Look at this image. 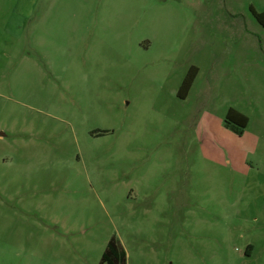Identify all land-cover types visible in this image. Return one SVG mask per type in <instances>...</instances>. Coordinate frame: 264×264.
<instances>
[{"label":"rangeland","instance_id":"374dc122","mask_svg":"<svg viewBox=\"0 0 264 264\" xmlns=\"http://www.w3.org/2000/svg\"><path fill=\"white\" fill-rule=\"evenodd\" d=\"M112 236L126 264H264V0H0V264Z\"/></svg>","mask_w":264,"mask_h":264},{"label":"trees","instance_id":"16d2710c","mask_svg":"<svg viewBox=\"0 0 264 264\" xmlns=\"http://www.w3.org/2000/svg\"><path fill=\"white\" fill-rule=\"evenodd\" d=\"M256 17L259 18V15ZM197 73L196 67H190L184 81L181 83L179 88V95L181 98H185L192 82H194ZM248 117L238 111L228 110L227 116L225 117V125L230 128L233 132L238 135H242L244 129L248 123ZM99 264H126L125 249L121 245L120 241L112 236L107 242L105 250H103Z\"/></svg>","mask_w":264,"mask_h":264}]
</instances>
